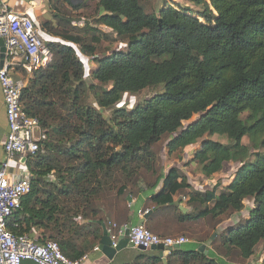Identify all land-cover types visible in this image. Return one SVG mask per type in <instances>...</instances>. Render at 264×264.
<instances>
[{"label":"trees","instance_id":"16d2710c","mask_svg":"<svg viewBox=\"0 0 264 264\" xmlns=\"http://www.w3.org/2000/svg\"><path fill=\"white\" fill-rule=\"evenodd\" d=\"M94 1V26L81 32L108 30L127 39V52L98 57L100 38L92 35V45L84 44L72 20L55 14L56 28L43 25L62 42L46 43L53 59L30 76L15 70L25 78L23 111L39 122L46 141L26 157L29 175L41 180L31 183L7 230L14 236L41 230L37 242L57 243L63 256L78 263L102 238L98 200L104 191L149 193L158 214L183 195L193 213L180 214V221L227 214L242 219L246 210L243 224L221 231L218 246L221 256L238 257L230 262L247 264L264 243V0H207L197 17L172 6L147 13L142 0ZM65 3L72 10L84 6ZM75 45L97 64L92 83ZM157 88L160 93L130 111L117 107L125 94ZM104 110L111 111L108 119ZM164 136L168 157L202 140L192 163L206 179L227 163H240L225 192H193L176 168L158 173L153 147ZM166 262L225 264L214 253L180 247ZM133 264L163 263L140 254Z\"/></svg>","mask_w":264,"mask_h":264},{"label":"built area","instance_id":"2783aa9c","mask_svg":"<svg viewBox=\"0 0 264 264\" xmlns=\"http://www.w3.org/2000/svg\"><path fill=\"white\" fill-rule=\"evenodd\" d=\"M0 40L4 44L0 87L8 126L3 145L4 160L0 165V264H22L24 261L77 264L63 256L57 243H39L27 235L14 236L6 228L9 219L19 210L22 198L31 190V176L25 168L26 157L36 155L46 141L39 122L24 113L21 102L24 81L15 79L11 71L19 68L31 75L48 65L52 53L32 20L24 13L9 10L3 0H0ZM12 163L16 165L12 167ZM116 227L111 224L106 228L112 248L117 246L126 230L128 244L135 249L142 247L149 250L162 245L169 256L176 248L187 243L184 237H159L144 225L124 226L113 232ZM259 264H264V259Z\"/></svg>","mask_w":264,"mask_h":264},{"label":"crops","instance_id":"0c3cea01","mask_svg":"<svg viewBox=\"0 0 264 264\" xmlns=\"http://www.w3.org/2000/svg\"><path fill=\"white\" fill-rule=\"evenodd\" d=\"M83 1L86 0H80V3H82ZM3 2L6 3L9 10L15 13L26 14V16L29 17L38 28L40 36L45 41V43L48 44L55 42L62 43L59 40V38H57L52 34V32H50L46 28H43V25L50 24L51 28L57 27L58 23L54 17L56 11L53 9L54 8L57 9L60 7L65 8L67 5L65 3V0H3ZM73 5L76 6V4ZM80 10L81 9L77 11L80 12ZM77 11L72 10L73 13ZM3 64H4V52H3V46L0 45V69L2 68ZM17 69L19 71V68H16L14 69V71H11L13 77L17 75L19 80L25 81L24 80L25 78L21 74H19L18 71L15 72V70ZM7 131H8V126H7L3 97L0 87V165L4 160L3 145L6 139ZM15 165H16L15 163L11 164L12 167H14ZM163 173L166 174V172ZM188 183L191 185L190 180H188ZM141 186L143 185L141 184ZM160 189L161 186H159L154 193L155 194L158 193ZM151 197L152 196L149 193H144V192H139L137 194L135 193L133 196H131L130 194H123L118 196L115 192L104 191L98 200V205L100 210L99 217L103 220V224L101 226L102 233H103L102 230L103 227L107 228L108 225L111 224L116 225L117 228H121L124 226L147 225L153 227L154 232L162 238L163 237L168 238L170 235L171 236L179 235L177 237H184L187 239V243L181 246H185V245L195 246L196 248H198V250L201 246H206L207 254L213 251V253L217 255L218 258H221L225 264H238V263L230 262L227 259V257H225L224 255L221 256V254L218 251H217L218 253L215 251L216 248L215 246L217 242L218 245L220 243L219 242L220 231L225 229L224 226L222 225L224 222L214 224L212 228V226L207 224L208 218H203L199 220L183 219L182 221H180L179 220L180 214L191 215L193 213L192 208L187 205L188 197L183 195L174 196V202L171 206H166L165 208L162 209L163 211L160 212L159 214L155 213V211L158 208L154 207L151 203H149L148 199H150ZM175 203H177V205ZM147 211L148 212L151 211V212L149 214H144ZM211 229L213 232H215V230L219 231L216 238H211L212 236H210L209 233ZM41 234H42L41 230L33 229L28 237L37 241L41 237ZM99 244H97L96 247H94L91 251H89L86 254V256L83 259H81V261L78 262L77 264H133L135 259H137V257L140 254L146 256L147 255L159 256L157 252H152L150 250H147L146 252H141L135 248H131L127 246L118 253H116L112 257V259H108L101 251L97 249ZM256 247L254 250L255 260L253 259L248 263L259 264L260 261L263 260L262 257L259 259L258 257H256V254H258L256 251ZM142 261L144 262L145 260L143 259ZM22 264H36V263L31 261H24L22 262Z\"/></svg>","mask_w":264,"mask_h":264},{"label":"rangeland","instance_id":"374dc122","mask_svg":"<svg viewBox=\"0 0 264 264\" xmlns=\"http://www.w3.org/2000/svg\"><path fill=\"white\" fill-rule=\"evenodd\" d=\"M69 1L71 4H76V5L83 4L84 2V6L83 8H81L80 12L75 10L77 11L75 13H73L71 8H69L67 5L65 8L60 7V8H57L56 10L54 8V10L56 11L55 14L59 15L58 16L59 19L67 18V19L72 20L70 23L72 27L71 26L70 27L75 30L74 31L75 34H78L80 35V37H82L84 44L92 45L91 44L92 35H95V37H99L100 43L96 45V48H97L96 53L98 57L105 58L114 52H127V39L126 38L116 37L114 33L109 32L108 30H101V32L95 33V34L89 30V28L94 26V21L96 19L94 0H86V1H83L82 3H80V0H69ZM142 4L147 13H151L154 10L157 11L162 6H172L180 10L188 9L191 15H193L194 17H197L198 14L205 9V5L209 4V2L207 0H142ZM210 10H212L211 7H210ZM213 13L215 14V12ZM200 21L203 22V20L201 19ZM63 23L64 22L61 21V24ZM86 25H88L89 28H86L84 31L81 32V30L84 29ZM73 47L77 51V55L79 56V58L82 59L86 67V82L92 83L90 74L92 73L94 69H96L97 64L94 63L91 58L82 56V54L80 53L79 46L75 45ZM160 92H161V88H157V89H147L135 95L125 94L121 102L117 105V107H124L125 109L130 111L137 104L143 103L149 100L154 95ZM88 102L91 104L94 103V98L91 95V93H89ZM103 115L105 118L108 119L111 115V111L104 110ZM196 118L197 117H193L190 122L184 123V125H188L192 121L196 120ZM172 137L174 136H171V138ZM203 140H212V141L221 143L223 145H227L229 143L226 138L219 137V136H210V137L205 136ZM200 141L195 145L187 147L183 151L175 154L174 156L168 157L167 149H166V143L168 142V137L167 136L162 137V139L153 147V151L157 157V161H156L157 170H158L157 172L158 173L160 171L167 172L171 168H176L183 176L186 175V177H188L187 179L190 180V183L192 185L191 191L195 192L198 190L200 192H207V191H212L214 187H216V190H214L215 194L219 195L225 192L226 187L232 182L234 175L237 172V170L240 168L241 164L240 163H227L223 166L222 170L219 173L213 175L211 178H208V179L203 178L202 174L200 173V167L192 163V159L195 155V152L200 147ZM243 143L251 147L246 139L243 140ZM252 159L253 157L250 158L249 161ZM52 177H50V179H52ZM132 193L133 194L131 195L133 196L135 193L134 191ZM244 213L246 216V210ZM229 216H230L229 214L223 215L222 217L216 220L208 218L207 224L212 226L213 228L214 224L224 222L222 225L224 226V228H226L227 226L234 225L239 222L242 224L244 223V221H241V220L244 219L245 216L242 217V219L240 215L237 217L234 215L230 217ZM145 228L149 230L150 232H152L153 234L158 236V234L154 232L153 227L146 225ZM117 229H118L117 227L114 228L113 232H116ZM209 233H210V236H212L211 238L213 237L216 238L219 232L218 230H215V232H213L211 229ZM177 236L179 235H172V236L170 235L169 237L173 238ZM215 247H216L215 251L216 252L218 251L220 253L218 242ZM180 248H182L185 251L196 249L195 246H188V245L181 246ZM256 251L258 253L256 254V257H258V259L261 257L262 259H264V243H260L256 247ZM211 253H213V251ZM146 257H150V256L147 255ZM228 260L236 261L238 260V257L236 255H232L231 259L228 258Z\"/></svg>","mask_w":264,"mask_h":264},{"label":"water","instance_id":"95a60500","mask_svg":"<svg viewBox=\"0 0 264 264\" xmlns=\"http://www.w3.org/2000/svg\"><path fill=\"white\" fill-rule=\"evenodd\" d=\"M0 45L3 46V52H4V44H3V41L2 40H0ZM36 180H41V179H39V178L38 179H35L33 177H30V181L31 182H34ZM175 204L177 205V203H175ZM150 212L151 211L147 212V214H149ZM184 213H185V211H184ZM102 230H103L102 239H101L100 244L97 247V249L99 251H101L108 259H112V257L116 253H118L119 251H121L122 249H124L127 246L133 248V246L131 244H128V240L126 239V236L128 234V230L125 231L124 237H122L118 241L117 246L115 248H112L111 247V242H110L108 233L106 231V228L103 227ZM136 249L139 250V251H141V252H146L147 251L146 249H144L142 247H138ZM149 250L152 251V252H157L159 254V257L162 260V263L163 264H167V262H166V259L168 257L167 251L164 250V248H163L162 245H158V246L151 247ZM199 252H203L206 255L207 254V248H206V246H201L199 248ZM248 264H252V263H248Z\"/></svg>","mask_w":264,"mask_h":264}]
</instances>
